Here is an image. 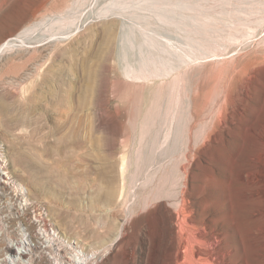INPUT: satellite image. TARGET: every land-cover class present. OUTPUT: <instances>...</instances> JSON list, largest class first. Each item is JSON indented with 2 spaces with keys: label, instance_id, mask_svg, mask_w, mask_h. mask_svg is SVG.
Returning <instances> with one entry per match:
<instances>
[{
  "label": "rangeland",
  "instance_id": "374dc122",
  "mask_svg": "<svg viewBox=\"0 0 264 264\" xmlns=\"http://www.w3.org/2000/svg\"><path fill=\"white\" fill-rule=\"evenodd\" d=\"M16 36L0 55L10 237L42 236V205L53 246L86 264H168L170 215L145 209L172 206L184 166L181 217L217 243L203 264H264V0H0V45ZM56 75L71 96L58 109ZM40 251L25 258L53 264Z\"/></svg>",
  "mask_w": 264,
  "mask_h": 264
},
{
  "label": "bare ground",
  "instance_id": "6f19581e",
  "mask_svg": "<svg viewBox=\"0 0 264 264\" xmlns=\"http://www.w3.org/2000/svg\"><path fill=\"white\" fill-rule=\"evenodd\" d=\"M20 36H16L15 38H11L7 40L6 42L2 43L0 45V55L7 49L14 47L15 45H18V40ZM104 60L103 54H96V61L97 66L101 65V63ZM165 64V63H164ZM90 78H96L97 72L93 71L90 75ZM148 81V80H147ZM65 80L63 79L62 75H56L55 79V87L53 86L50 89V95L54 101L53 106L58 109L59 106H70L71 105V96L70 95H64L62 94L65 90ZM96 87V86H95ZM95 87L92 83L87 84L86 91L89 93H93L95 91ZM70 94H73V91L70 92ZM53 107V108H54ZM54 108V109H55ZM56 110V109H55ZM58 125L57 129L53 130V134H58ZM61 129V127H60ZM78 130V129H77ZM68 136L66 134H60L58 138H67ZM79 138V136H76ZM6 159L5 155L0 153V190L2 188L1 184H5L6 177L9 178V172L5 170L6 165ZM182 177L180 178V181L178 182V187L176 191L172 194L173 202L172 206H168L167 204H161L160 198L162 199V196H154L150 201L146 204V211L145 213H148L150 216L154 217L155 220H158V217L161 218V214L163 211H166V213H169L170 220L169 222H165V225L167 227V230L169 231V245H168V254H167V260L168 264H203V263H214V259H218V249L216 247V240L212 238H205L201 237L199 234H197V230H201L199 227V224L196 222H188L185 217H181V214L183 213L184 216L187 214V204H186V189H184V185H186V170L185 167H181ZM11 184V181H10ZM19 188L21 189L22 193L26 195V190L24 187L17 183ZM112 196H115V190L111 188ZM24 204L25 202H22L19 206L20 211L24 214ZM28 209L30 208V204H27ZM139 210L138 212L140 213ZM22 214V215H23ZM163 220V218H161ZM25 220V219H24ZM156 222V221H155ZM138 226V225H137ZM8 225L3 223L2 226H0V235H2V232L4 233L3 237H7L8 243L6 244L5 249L6 256L2 259L0 264H31L30 259H26L25 256L30 255L36 250L40 249V254L43 256H46V258L49 256L50 259H52L53 264H75V261L78 258L77 264H86V260L89 256H84L81 250H79L76 246L72 245L71 243H61L58 247H54L53 243L49 244L46 242L45 245L41 244L40 242H33L34 238L39 239L40 237L47 236L46 229H42L41 227L38 229L39 234H42V236H39L36 234H31L27 230V227H20L19 232L17 233L18 238H12L10 237L9 231H8ZM54 234H57L56 231ZM6 235V236H5ZM33 236H35L33 238ZM46 241H50L49 239H45ZM62 241H64L62 239ZM207 243L208 246L205 244ZM66 247H64V246ZM46 246H49V251L46 250ZM70 247V251L62 252L64 248ZM221 250V249H220ZM219 250V251H220ZM79 251V254H78ZM224 253V252H223ZM84 257L86 259H84ZM31 258V257H30ZM74 262V263H73ZM51 264V263H49Z\"/></svg>",
  "mask_w": 264,
  "mask_h": 264
},
{
  "label": "built area",
  "instance_id": "2783aa9c",
  "mask_svg": "<svg viewBox=\"0 0 264 264\" xmlns=\"http://www.w3.org/2000/svg\"><path fill=\"white\" fill-rule=\"evenodd\" d=\"M33 208H34V205H33ZM32 211L34 212L35 210L34 209H32ZM43 214V215H42ZM35 216H36V214H35ZM41 216V217H40ZM40 216H37V217H39V219H37V218H35V222H36V224H37V226H38V229L41 227L42 229H46L45 231H46V233H47V236H44V237H46L47 239H49L50 241H46L45 239L46 238H44L43 240L45 241V242H47V243H49V244H51L52 243V241L54 242H57L58 241V239H59V237H58V233L57 234H54L55 233V229L54 228H52L51 227V230H50V228L48 227V224H47V211H46V208L44 207V206H42L41 205V210H40ZM42 235V234H41ZM66 243L68 244V243H71V242H68V241H66Z\"/></svg>",
  "mask_w": 264,
  "mask_h": 264
}]
</instances>
